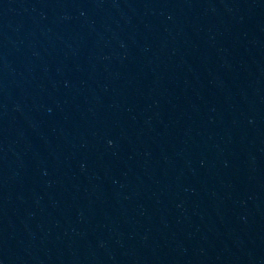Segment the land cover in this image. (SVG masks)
Returning <instances> with one entry per match:
<instances>
[{"label": "water", "instance_id": "95a60500", "mask_svg": "<svg viewBox=\"0 0 264 264\" xmlns=\"http://www.w3.org/2000/svg\"><path fill=\"white\" fill-rule=\"evenodd\" d=\"M0 264H264V0H0Z\"/></svg>", "mask_w": 264, "mask_h": 264}]
</instances>
